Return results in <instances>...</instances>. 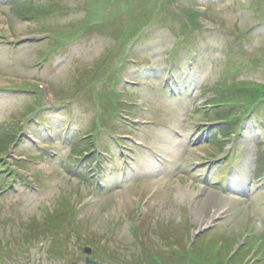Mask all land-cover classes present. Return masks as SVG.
<instances>
[{
  "label": "rangeland",
  "instance_id": "374dc122",
  "mask_svg": "<svg viewBox=\"0 0 264 264\" xmlns=\"http://www.w3.org/2000/svg\"><path fill=\"white\" fill-rule=\"evenodd\" d=\"M6 166L0 264H264V0H0Z\"/></svg>",
  "mask_w": 264,
  "mask_h": 264
},
{
  "label": "trees",
  "instance_id": "16d2710c",
  "mask_svg": "<svg viewBox=\"0 0 264 264\" xmlns=\"http://www.w3.org/2000/svg\"><path fill=\"white\" fill-rule=\"evenodd\" d=\"M51 7L52 6L50 5L49 8H51ZM236 90L237 89H235L234 93L236 92ZM237 91H242V90L239 89ZM232 95H233L232 96V99L236 100L234 105H221L220 103L213 105L215 108L228 107V108H225V110H223V113L214 116V118H218L216 120V123H220V125L223 126L220 134H223L224 136H229L230 132L234 133L233 130L235 131L234 128L236 127V121H238V117H237L238 115H235L234 114V111L236 109V106H241V107L244 106V101L241 99L243 97V92H237L235 94L232 93ZM232 99H229V100H232ZM229 100H226V101H229ZM228 115H232V118L227 120L225 118H228ZM89 135L92 136L93 134H89ZM213 140L216 141L215 138ZM218 141L219 140L217 138V141L216 142H218ZM95 150L97 151V148L96 147L95 148H92L91 147L90 149L84 150L83 151L84 158H87V157H90V156L91 157H95L96 156L95 155ZM98 153H99V151H98ZM101 153L104 154L106 152L102 151ZM81 157L82 156L79 155L78 159L82 160L83 158H81ZM109 158H110V160H112L113 159V156H110ZM103 160L106 161V159H103V158L101 159L99 156H97L96 159L95 158L93 159L92 163H94L95 164V168L98 169L99 167H102V165L104 166L105 162H103ZM6 171L8 172L7 166L5 168H2V169L0 168V172L3 173V172H6ZM5 174L7 175V173H5ZM32 231H35L36 232V228H33ZM152 262H156V261H153L151 259V263Z\"/></svg>",
  "mask_w": 264,
  "mask_h": 264
},
{
  "label": "water",
  "instance_id": "95a60500",
  "mask_svg": "<svg viewBox=\"0 0 264 264\" xmlns=\"http://www.w3.org/2000/svg\"><path fill=\"white\" fill-rule=\"evenodd\" d=\"M84 253L87 255V258H86V264H101L97 261H94L92 260L89 256L91 255L92 253V249L87 247L84 249Z\"/></svg>",
  "mask_w": 264,
  "mask_h": 264
}]
</instances>
